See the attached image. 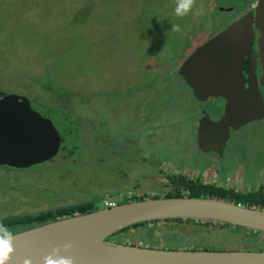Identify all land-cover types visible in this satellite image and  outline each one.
<instances>
[{
  "label": "rangeland",
  "instance_id": "obj_1",
  "mask_svg": "<svg viewBox=\"0 0 264 264\" xmlns=\"http://www.w3.org/2000/svg\"><path fill=\"white\" fill-rule=\"evenodd\" d=\"M176 3L0 0V92L29 98L62 139L50 160L0 166V219L89 200L103 208L105 201L162 197L170 188L154 177L165 168L186 172L181 168L190 164L192 122L204 103L176 74L185 55L178 51L191 50L253 1L196 0L183 17L175 14ZM200 160L195 156L192 164L201 166ZM239 164L245 170L227 177L226 200L249 205V196L264 193V119L233 132L221 178L230 168L240 170ZM216 223L161 221L149 226L154 232L141 228L110 240L180 250H192L185 247L200 240L194 250L253 251L264 244Z\"/></svg>",
  "mask_w": 264,
  "mask_h": 264
},
{
  "label": "water",
  "instance_id": "obj_2",
  "mask_svg": "<svg viewBox=\"0 0 264 264\" xmlns=\"http://www.w3.org/2000/svg\"><path fill=\"white\" fill-rule=\"evenodd\" d=\"M253 26L261 32L258 46L264 84V0H257L252 12L200 45L178 69L198 100L213 96L226 101V113L219 121L204 115L198 129L200 135L205 121L220 126L225 125L226 118L230 124H236L237 119L234 121L232 117L239 112L234 111L233 102L242 110L243 102L247 103L239 95L258 103L256 107L254 104V107L252 104L244 107L243 119L251 121L264 117L256 78L248 89L242 84L241 60L247 53L243 44L247 43V34L251 41ZM248 28L251 33H244ZM256 110L258 113L254 115ZM61 142L53 122L34 110L29 98L0 92V166L27 168L45 162L58 154ZM176 218L227 223L264 234L263 207L214 196L149 198L15 232L14 252L8 264H25L26 260L44 264V258L57 249L59 255L71 258L74 264H264V250L165 249L121 244L108 239L134 224ZM65 245L71 247L66 250Z\"/></svg>",
  "mask_w": 264,
  "mask_h": 264
},
{
  "label": "flooded vegetation",
  "instance_id": "obj_3",
  "mask_svg": "<svg viewBox=\"0 0 264 264\" xmlns=\"http://www.w3.org/2000/svg\"><path fill=\"white\" fill-rule=\"evenodd\" d=\"M252 1L253 3L251 5V8L246 7V8H243L242 10H237V12L239 13H237V15L234 18H231L230 20H226L219 27V29H217L216 31H211L206 36L202 37L201 39L193 43L192 44L193 48L191 50L187 48H184L181 50L179 49V51L177 50L178 55H179V52L185 54L183 57L182 63L200 45H202L206 41L213 38L219 32L225 30L227 27H229L232 23L240 19L242 16L246 15L249 12H252L254 10L257 0H248V3ZM223 11L230 13V12H233L234 9L233 10L231 9L229 11L228 10H223ZM250 31L252 33L249 32V28L248 30L247 29L244 30V33H251V41L249 42L250 38H249V34H247L246 35L247 43L243 44V46L246 47L245 50L247 53L243 56V60H241L242 61L241 63L242 84L245 89H248L250 85H253L254 79L256 78V84H257V87L259 89V92L261 94L263 104H264V84L261 81V78L263 75V68L261 65V59L259 56L260 52H259V46H258V40H259V37L261 36V32L259 29H257L254 26L252 30ZM249 43L251 44V49L249 48ZM178 69H177L176 74L179 75L184 80V78L178 73ZM239 96H242L241 98L246 100L247 103L243 102L245 106H243V110H242V108L240 109L237 106V104L233 102L236 106L234 111L236 110V112H239V114L235 113V115L232 117L234 121H236L237 119L236 124H230L229 122L226 121V118H225V125H220V126H217L215 124H211L210 122L205 121L204 129L202 127V132H203L202 135L199 134L198 129H199L200 121L204 117V115L208 114L211 120L219 121L225 115L227 109L225 106L226 101L220 97L209 96L206 100L201 101L204 103L203 107L199 109L200 110V112H198L199 115L196 116V119H193L192 127H191V133L194 136L193 146H191L192 150L191 152L189 151V153H186L188 154V156L191 157L189 160L190 164L187 167L184 165L183 168H181L182 171H186V172L171 173L172 171H170V173H168V170L165 168L164 171L161 170V172L163 171V174L154 177V179H161L162 181L160 182L164 184L162 186H165V187L168 186L170 188L169 189L170 191L178 184L183 186L188 183L202 184L206 186H213L215 188L225 189L224 184H227L226 182L227 177H234L236 174L237 176H239L241 174L240 171L245 170V167L242 164H239L240 170H238L237 168H230L225 175L226 180L221 178L222 171H221V168H219L220 162L224 158V155H225V149H226L227 143L231 139V135L233 134V132L239 131L240 129H242V126H246L247 123L253 121V120L247 121L246 119H243V115L241 114V112L242 113L245 112L247 105L251 106L250 104H252L251 107L258 106L257 101L252 102V101H249V98L248 99L246 98L247 96L246 97L244 95H239ZM257 113L258 111L256 110L254 115H256ZM229 119L232 120L230 117ZM261 119H264V117ZM261 119H254V120H261ZM244 120L246 121L244 122ZM128 124H130L129 121H128ZM133 129L136 130L137 128L134 127ZM195 156L202 158V160H200L201 166L196 167L192 164L193 163L192 160ZM160 164L162 163L160 162ZM236 178L237 177H235V179ZM181 179H184V180H181ZM169 191L164 192V194ZM258 193L261 194L262 192H258Z\"/></svg>",
  "mask_w": 264,
  "mask_h": 264
},
{
  "label": "trees",
  "instance_id": "obj_4",
  "mask_svg": "<svg viewBox=\"0 0 264 264\" xmlns=\"http://www.w3.org/2000/svg\"><path fill=\"white\" fill-rule=\"evenodd\" d=\"M184 180V179H181ZM181 182V181H179ZM186 193V194H185ZM226 195H227V191L226 189L223 188H215L213 186H206V185H202V184H191L188 183L186 185H176L172 190H170L169 192L165 193L162 197H182V196H193V197H206V196H214V197H218V198H222V199H226ZM160 196H156V198H159ZM249 206L252 204H259L260 206H262L264 208V194L261 193L260 195H252L249 196ZM144 199V197H140L136 200H142ZM228 200V199H227ZM231 200V199H229ZM232 201V200H231ZM235 201V200H234ZM236 203H242L243 201L241 199L236 200ZM100 206L96 203V201L94 200H89V201H84V202H78V203H73V204H68V205H63V206H59V207H55L53 209H47V210H43L38 212L37 214H24V215H20V216H7L5 218H1L0 219V224L5 225L9 230H11L13 233L15 232H19L31 227H35V226H39L51 221H55L61 218H66V217H70V216H74V215H79V214H85V213H89L92 211H95L97 209H99ZM166 222V223H172V222H176L177 224H188L191 225L192 223L197 222V220L195 219H182V218H176V219H166V220H155V221H147V222H142V223H138V224H134L132 226H129L123 230H120L118 232H116L115 234H113L112 236H110L108 239H112V238H116L118 235L122 234V233H129L131 230H134V232L136 230L140 231L141 228H144V230H147L149 232H154L155 231V227L150 228L149 226L151 224H156L158 222ZM206 227L208 226H212V221H205L204 224ZM217 226H219L220 228H227L230 231H237V232H244L241 233L243 235H249L250 237H258L260 239V241H262L264 243V234L262 232H258V231H254L252 229H248V228H244V227H240V226H233L231 224H222V223H216ZM149 227V228H148ZM151 229V230H149ZM183 235L186 234H191V232H184L181 231ZM179 232H175L172 234V236L169 238V240H174L176 237H174L175 235L178 236ZM183 235H181L183 237ZM184 239V237H183ZM170 242V241H169ZM200 242H202V240H200ZM198 241H193V244L189 247H185V248H190L192 250H194L193 248L197 247L198 243H200ZM197 244V245H196ZM259 245V244H258ZM263 245V246H262ZM260 248H258V250H264V244H262ZM207 245H205L204 247H202L203 249H208L206 247ZM209 250H217V249H209ZM222 250V249H221Z\"/></svg>",
  "mask_w": 264,
  "mask_h": 264
},
{
  "label": "clouds",
  "instance_id": "obj_5",
  "mask_svg": "<svg viewBox=\"0 0 264 264\" xmlns=\"http://www.w3.org/2000/svg\"><path fill=\"white\" fill-rule=\"evenodd\" d=\"M196 4V0H177L175 14L179 17L188 15ZM173 31H181L180 25H173ZM14 235L5 225L0 224V264H8L14 252L13 247ZM71 245H65V249ZM25 264H32L30 260H26ZM44 264H74L69 257L59 255V249L55 250L44 258Z\"/></svg>",
  "mask_w": 264,
  "mask_h": 264
},
{
  "label": "built area",
  "instance_id": "obj_6",
  "mask_svg": "<svg viewBox=\"0 0 264 264\" xmlns=\"http://www.w3.org/2000/svg\"><path fill=\"white\" fill-rule=\"evenodd\" d=\"M104 207H111V206H115V205H117V203L116 202H107V201H105L104 203Z\"/></svg>",
  "mask_w": 264,
  "mask_h": 264
}]
</instances>
